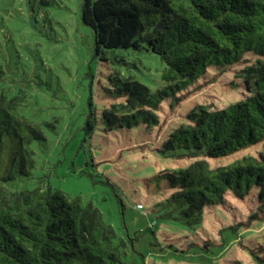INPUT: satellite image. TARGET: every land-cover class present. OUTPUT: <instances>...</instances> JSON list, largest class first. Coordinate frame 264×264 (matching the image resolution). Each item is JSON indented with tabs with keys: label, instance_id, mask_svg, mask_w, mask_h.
<instances>
[{
	"label": "rangeland",
	"instance_id": "1",
	"mask_svg": "<svg viewBox=\"0 0 264 264\" xmlns=\"http://www.w3.org/2000/svg\"><path fill=\"white\" fill-rule=\"evenodd\" d=\"M81 2L0 0V87L45 136L30 143L35 160L30 174L8 189H61L92 203L117 236L142 231L134 249L120 251L121 264H257L251 251L261 255L264 219L249 222L248 217L264 214V206L255 191L241 198L226 193L223 203L206 206L195 219L185 214L186 204L170 198L176 188L155 177L196 159L214 167L262 149L261 144L248 145L207 157L163 146L191 109H221L247 93L237 75L247 61L223 70L208 68L177 93L180 99L173 107L169 98L162 101L157 125L105 130L101 111L123 100L113 93L117 78L130 77L155 90L163 86L164 64L145 48L95 53L92 29L80 18ZM90 91L97 128L86 135L82 125Z\"/></svg>",
	"mask_w": 264,
	"mask_h": 264
},
{
	"label": "trees",
	"instance_id": "2",
	"mask_svg": "<svg viewBox=\"0 0 264 264\" xmlns=\"http://www.w3.org/2000/svg\"><path fill=\"white\" fill-rule=\"evenodd\" d=\"M82 23L92 29L95 53L104 49H150L164 66L163 86L150 89L138 80L117 78L113 93L123 100L101 111L104 129L147 127L159 123L158 109L195 82L210 67L239 69L247 93L221 109L199 105L167 135L165 149L183 148L188 156H223L261 144L256 155L210 167L196 159L185 168L165 171L176 190L170 198L186 204L185 214L201 218L206 206L224 195L243 197L255 191L264 206V0H82ZM252 56H246V55ZM4 69L0 64V81ZM97 128L91 91L82 125L86 135ZM42 130L17 111L15 98L0 87V264H121L120 251L134 249L133 237L117 236L100 211L80 197L50 186L9 190L29 175L35 160L30 143ZM264 219V214L249 215ZM171 245V244H170ZM261 255L251 251L257 264Z\"/></svg>",
	"mask_w": 264,
	"mask_h": 264
},
{
	"label": "built area",
	"instance_id": "3",
	"mask_svg": "<svg viewBox=\"0 0 264 264\" xmlns=\"http://www.w3.org/2000/svg\"><path fill=\"white\" fill-rule=\"evenodd\" d=\"M139 207H142V204H138Z\"/></svg>",
	"mask_w": 264,
	"mask_h": 264
}]
</instances>
